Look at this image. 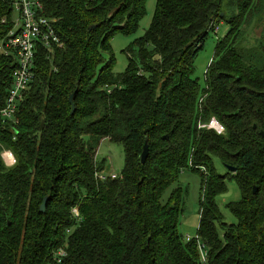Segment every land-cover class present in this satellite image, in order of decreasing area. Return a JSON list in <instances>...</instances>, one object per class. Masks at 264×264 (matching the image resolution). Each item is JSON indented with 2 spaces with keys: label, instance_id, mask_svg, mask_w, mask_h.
Wrapping results in <instances>:
<instances>
[{
  "label": "trees",
  "instance_id": "obj_1",
  "mask_svg": "<svg viewBox=\"0 0 264 264\" xmlns=\"http://www.w3.org/2000/svg\"><path fill=\"white\" fill-rule=\"evenodd\" d=\"M146 3L45 2L63 45L38 47L16 121L0 118V264H58L61 248L60 264H201L197 239L179 232L181 187L165 198L185 171L201 178L198 239L209 264H264V35L257 59L242 45L264 0H157L150 28L126 50L127 70L116 74L111 42L139 29ZM222 21L229 31L203 88L195 59ZM12 27V0H0V43ZM14 70L0 52V111ZM213 118L223 134L202 127ZM106 139L123 146L125 165L101 180ZM215 158L237 171L220 174ZM230 181L241 191L227 204L233 224L217 204Z\"/></svg>",
  "mask_w": 264,
  "mask_h": 264
},
{
  "label": "rangeland",
  "instance_id": "obj_2",
  "mask_svg": "<svg viewBox=\"0 0 264 264\" xmlns=\"http://www.w3.org/2000/svg\"><path fill=\"white\" fill-rule=\"evenodd\" d=\"M156 3L157 0H147L146 15L141 20L139 29L134 34H117L113 38L111 46L115 56L114 72L116 74H123L127 70L129 59L126 50L150 28L156 11ZM258 15L259 16H256L257 18H255L254 21L252 20V22L244 25L245 38L242 43L243 47L249 48L247 49V54L256 57V59L257 50L255 51L253 47H257L264 35V10ZM228 31L229 25L225 21L218 24V31H210L203 49L199 51L197 58L195 59V71L193 77L199 79L203 88L205 86L206 70L214 58L218 39L224 37ZM97 159L100 161L106 160L107 170L105 172L108 175L114 173L117 176H121L125 165V153L121 144L113 143L108 139L102 141L97 152ZM6 160L10 162L7 158ZM214 162L216 169L220 174L224 175L229 172L221 160L215 158ZM178 187H181L182 189V213L179 220V232L182 234L184 240H187L188 237L191 240L197 239L201 213V178L199 174L192 171H185L180 176L178 182L173 184L166 191L165 198H167L171 192ZM240 199L241 191L237 183L235 181L228 182V192L217 198V204L224 216V222L229 224L236 223V219L227 209V204L239 201Z\"/></svg>",
  "mask_w": 264,
  "mask_h": 264
},
{
  "label": "built area",
  "instance_id": "obj_3",
  "mask_svg": "<svg viewBox=\"0 0 264 264\" xmlns=\"http://www.w3.org/2000/svg\"><path fill=\"white\" fill-rule=\"evenodd\" d=\"M47 0H12L13 6V27L4 41L0 43V52L15 61V70L13 72L12 87L9 90L4 108L0 111V118L4 121L15 122L19 105L24 101L26 92L35 79L36 53L39 46H44L47 50H53L54 47H62V42L55 30L56 19L50 18L45 13V2ZM95 1V0H91ZM217 31V29H216ZM209 129L215 130L219 134L225 132L224 127L213 118L208 125H203ZM3 158L9 166L16 160L11 153L12 161ZM118 178L116 174L108 175L102 172L97 175L101 180L107 177ZM75 217H79V212L74 209ZM186 241H191L188 237ZM198 247L201 253V264H209L207 252L204 246L197 238ZM64 248L54 253V261L60 264L66 256Z\"/></svg>",
  "mask_w": 264,
  "mask_h": 264
},
{
  "label": "water",
  "instance_id": "obj_4",
  "mask_svg": "<svg viewBox=\"0 0 264 264\" xmlns=\"http://www.w3.org/2000/svg\"><path fill=\"white\" fill-rule=\"evenodd\" d=\"M69 101H70V103L73 106V109H72V114H73L74 111H75V107L73 105V95L70 96ZM261 134L264 136V133L263 132ZM148 156H149V145H148V142H146L145 145H144L143 153L141 154V163L142 164H144L146 162ZM225 167H226V169L229 172H233L234 173V172L237 171V167H235V166H231V165L226 164ZM256 192H257V187L254 186L253 193L255 194ZM48 199H49L48 197L44 198V201H43V203L41 205V208H40V211L41 212H45Z\"/></svg>",
  "mask_w": 264,
  "mask_h": 264
},
{
  "label": "bare ground",
  "instance_id": "obj_5",
  "mask_svg": "<svg viewBox=\"0 0 264 264\" xmlns=\"http://www.w3.org/2000/svg\"><path fill=\"white\" fill-rule=\"evenodd\" d=\"M5 157H6L9 161H12V160H13V158L11 157V153H10V152H7V153L5 154Z\"/></svg>",
  "mask_w": 264,
  "mask_h": 264
}]
</instances>
